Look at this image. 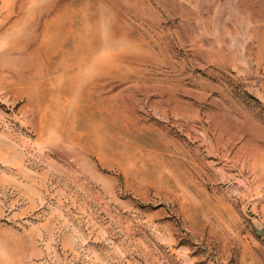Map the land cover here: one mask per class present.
<instances>
[{
  "label": "rangeland",
  "instance_id": "374dc122",
  "mask_svg": "<svg viewBox=\"0 0 264 264\" xmlns=\"http://www.w3.org/2000/svg\"><path fill=\"white\" fill-rule=\"evenodd\" d=\"M264 0H0V264H264Z\"/></svg>",
  "mask_w": 264,
  "mask_h": 264
},
{
  "label": "water",
  "instance_id": "95a60500",
  "mask_svg": "<svg viewBox=\"0 0 264 264\" xmlns=\"http://www.w3.org/2000/svg\"><path fill=\"white\" fill-rule=\"evenodd\" d=\"M255 227H256L259 235H262L264 233V229L261 225H255Z\"/></svg>",
  "mask_w": 264,
  "mask_h": 264
}]
</instances>
